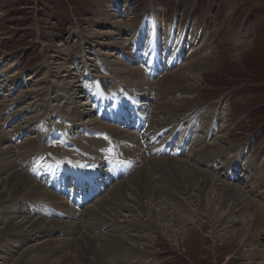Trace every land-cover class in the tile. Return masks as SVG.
Wrapping results in <instances>:
<instances>
[{"label": "rangeland", "instance_id": "rangeland-1", "mask_svg": "<svg viewBox=\"0 0 264 264\" xmlns=\"http://www.w3.org/2000/svg\"><path fill=\"white\" fill-rule=\"evenodd\" d=\"M155 30H157L159 54L169 51L168 59L161 58L162 62L156 63L155 71L158 72V78L147 73L143 63L139 62L141 55L137 54L139 51L147 53L151 50L153 46H148V43L153 39ZM189 48H192L193 52L188 53ZM120 52L125 54L126 59L119 54ZM179 54L183 61L175 66L173 64ZM206 58L213 62H205L202 65L206 67L204 69L198 68L199 73L194 78L196 82L187 79L191 84L188 88H184L185 90L179 88L163 92L154 88L156 81L166 74L182 69L189 61L203 62ZM132 69L142 71L141 75H129L128 72ZM92 75L99 81H107L104 88L107 96L117 92L118 94L107 98L103 105L96 92L91 90L90 94H93V97H89L85 88L86 83L93 78ZM143 80L151 82L150 85L143 83ZM124 90L127 91L124 102L111 105L115 98H123L121 93ZM87 91L90 92V89ZM180 95L195 99L197 105L190 109L192 112L189 110L182 115L172 114L170 119L173 120L171 119L169 123L164 124L161 121L163 125L156 124L158 119H162L165 115L158 112V104L171 101ZM105 107L108 112L107 119L103 117ZM146 109L149 114L145 119L146 130L151 132L147 133V139H145L147 134L143 136L145 139L143 145L154 148L145 149L148 152L147 157H162L158 156L157 152L155 155L150 154L157 149L150 145V142L162 134L163 128V132L165 130L167 132L162 138L172 140V144L166 147L168 154L182 144L185 147L180 157L177 155L163 157L188 162L193 159L194 161L191 162L196 166L210 172L212 170L211 173L219 179L241 187L250 197L264 204V0H0V132L3 135L5 132L7 134L6 137V134L4 135L5 140L0 141V149H4L7 145L11 146V159L18 165L16 168L25 174L34 169L32 165L41 161L35 159L33 163L32 157L35 154L49 161L61 160L71 163L70 159L79 160L67 166H75L83 162L89 165L96 163L99 167L98 171L106 170L104 160L112 163L119 154L127 159L130 170L125 176L113 180L100 194L95 195L92 201L84 203L79 211L72 206L71 211L75 212L76 219L77 217L80 220L85 219L86 216L82 215L84 212L87 213L86 215L89 214V217L90 214H94L93 216L102 218L103 221L99 220L87 226L89 235L95 233L103 238H109L105 236L137 233L135 230H139L135 226L124 227L123 223L126 224L131 218L129 213L122 209L121 214L113 218H110L112 214L106 216L96 213L95 215L92 210L99 204L107 203L113 191L111 188L117 184L116 181L131 177V173L138 168H136L137 160L125 153L121 146L123 142L110 130L114 128L127 131L126 133L131 132L130 134L135 135L137 145L139 144L138 146L143 150L135 130L131 127L119 126L113 120L120 118L119 115L124 110L132 111L133 114H142ZM111 112L116 114L112 116ZM8 118L10 120L6 122ZM88 120L91 124H88ZM83 127L89 131L84 133L81 130ZM158 129V135H152ZM13 133H17L14 136H19L14 142L11 140ZM49 133L56 138L53 141L58 143L47 144L46 140H43ZM224 135L225 139L221 141ZM86 137L98 141L95 148L84 141ZM219 141H221L219 150L208 155L195 154L202 145L207 146ZM129 143L125 141L124 147H130L132 143ZM164 143L167 144V140ZM74 145L78 149L74 148ZM209 150L212 152V147H209ZM145 151L143 150L144 153ZM27 162L33 163L30 169L25 167L24 163ZM159 163L158 165L163 164ZM146 164L152 172L154 167ZM230 167L235 171L229 178ZM37 172L41 173L40 176L36 178L32 175L31 180L41 189L52 191L58 198L57 201L61 202L60 199L64 201L62 196V198L57 196L60 194L59 190L43 185L44 180H47V174L42 169H37ZM160 172L161 170H154L148 175L135 173L136 177L131 181V190L123 191L126 200L119 197L113 200L117 201L113 203L121 206L124 203L137 206L135 201H143L146 207L150 205L149 208L153 209L157 216L156 210L161 208L155 203L148 205L151 200L145 202L151 198L147 194L149 189L146 187L150 186L149 178L153 180L165 178L164 181L187 187V179L191 177L189 174L180 176L169 175L167 171ZM2 173L0 172V175ZM103 173L100 172L101 175ZM94 176L96 175L93 174L92 177ZM54 177L53 185L75 187L76 180L72 175L56 174ZM198 180L190 183L189 192L180 193L176 187L166 188L164 183L161 185L167 189L164 191L166 189L161 188L165 193L160 195L161 199L166 198L167 195L182 198L179 200L182 204L179 207L185 208L183 213L190 217L189 221L181 224L182 228L178 229L177 225L173 224L174 221L169 219L159 221L153 219L150 214L145 217L144 214L137 216L141 219L140 223L151 221V226L158 224L157 228H151L154 231L153 238L150 239L153 249L151 254L128 252L126 250L128 248H123L124 251H121L122 247L119 243L110 250L107 248V242L106 246L103 245L104 249L101 247L103 253V250H96L93 239H91L92 243L89 242L90 239L83 241L86 246L83 244L82 247L80 245L76 247L74 241L79 233L81 235V231L68 234L67 229L70 227L68 224L62 227L51 223L49 224L51 228L48 229L49 237L43 232L38 235L34 233L25 235L26 237L23 240L19 239L20 243H18L15 242L17 240V237H14L15 233L11 234L13 230H5L1 223L0 231L3 232V236L10 238L9 249H12L11 257L3 264H37L31 262L37 261L38 256L44 258L42 264H144L137 261L147 256L152 257V262L149 264H264V257L260 255L264 249V227L256 226V229H252L255 218L253 220L250 218L255 215L247 210H245L247 212L233 211L231 217L227 216L233 219L231 222H226L229 223L226 229L229 233L223 235L220 229L226 224L224 216L229 211L230 203L226 204L222 196L214 195L215 203H220V206L216 205L211 209V213L204 216L202 212L205 208L210 210L209 206L200 205L204 207L202 209L190 204L193 198L202 201V197L197 194H202L206 183H202L201 179ZM10 187L14 188L11 183ZM140 190L144 194L142 191L140 193ZM5 194L0 195V202L3 201ZM91 194L87 195L91 196ZM32 200L11 198L9 212L15 210L16 214H13L18 221L21 219L19 216L26 213L25 208L29 205L31 215L37 210L39 216H47V219L54 217L55 220L71 222L70 217L59 211L60 202L54 203L53 200L49 199V201L45 198ZM117 205L116 207L120 209ZM49 207L61 212L62 216H53ZM175 207L174 204H170L168 213L173 211L177 214L180 209L176 207V210ZM140 208L142 209V206ZM222 209L225 212L222 222L213 226L211 220L215 219ZM136 212L141 213L139 208H136ZM91 225L96 228H89ZM162 227L169 229L164 231ZM213 229L216 232L214 238L210 237ZM234 230H238L236 234H233ZM258 232L262 233L261 237ZM47 239L50 245L45 244L43 245L45 248L39 249L37 244ZM29 248L36 251L30 261H26L28 251H33ZM77 248L78 251H74ZM4 249L6 248L2 249L0 246V251Z\"/></svg>", "mask_w": 264, "mask_h": 264}, {"label": "bare ground", "instance_id": "bare-ground-1", "mask_svg": "<svg viewBox=\"0 0 264 264\" xmlns=\"http://www.w3.org/2000/svg\"><path fill=\"white\" fill-rule=\"evenodd\" d=\"M108 16V15H107ZM119 28V27H118ZM120 33V32H119ZM193 52L192 51V48H189V51L188 53H191ZM186 58V57H185ZM205 62H209V63H212L213 61H210L209 58H206V60H204L203 62H199V61H189L186 63V65L182 68V69H179L177 71H173L169 74H166L163 78H160L156 81V84L154 86V88L158 91H165V90H175V89H186L190 86V82L189 80L191 81H194V78L196 77V74L199 73L198 71V68L200 67H203L202 69H204L205 66H202ZM208 65V64H207ZM213 65V64H212ZM65 66V65H64ZM176 66V65H175ZM60 67V66H59ZM206 68V67H205ZM69 69V68H68ZM67 69V70H68ZM126 69V68H125ZM129 69V68H128ZM65 70V69H64ZM125 71V70H124ZM123 71V72H124ZM129 71V70H128ZM172 71V70H171ZM142 72V71H141ZM141 72L139 70H130L128 73L129 75L132 74V75H135L137 74V76H140L141 75ZM169 72V71H168ZM144 74V72H143ZM131 78V77H130ZM189 79V80H187ZM129 80V79H128ZM139 81V80H137ZM145 82L150 85L151 82H149L148 80H145ZM144 80H143V83H145ZM67 84V83H66ZM153 84V85H154ZM143 85V84H142ZM194 85V84H192ZM191 85V86H192ZM146 86V85H145ZM152 86V84H151ZM143 87V86H142ZM152 88V87H151ZM184 89V90H185ZM194 89V88H193ZM19 97V96H18ZM167 98V97H166ZM123 99V98H122ZM167 100V99H165ZM171 100V99H170ZM39 103V102H38ZM9 104V103H8ZM40 104V103H39ZM84 103H82V106H83ZM87 105V104H86ZM196 101L195 99H193V97H190V96H185V95H180L178 98H174L173 100L169 101H163V102H160V104H158V108H159V113L162 114V113H165V115H168V116H165L163 115L162 119L159 118L158 119V122L156 124H161V121L164 123V124H167L171 121L170 119V116L172 114H178V115H182L184 113H186L187 111H189L192 107L196 106ZM4 106V104H3ZM43 106H45L43 104ZM2 108V107H1ZM74 108V107H73ZM152 110V109H151ZM158 110V109H157ZM156 110V111H157ZM80 111V110H79ZM83 111V110H82ZM191 111V110H190ZM121 112V111H120ZM154 113H156L154 110H153ZM192 112V111H191ZM76 113V112H75ZM189 113V112H188ZM119 114V113H118ZM153 114V113H152ZM78 115V114H77ZM149 115V114H148ZM186 115V114H185ZM155 119V118H154ZM10 120V118H8L6 120V122H8ZM90 120V119H89ZM88 120V122H89ZM153 120V119H152ZM151 120V121H152ZM173 120V119H172ZM175 120V119H174ZM95 122V121H94ZM92 122V123H94ZM88 124H91L90 122ZM94 125V124H93ZM100 125V124H98ZM102 125V124H101ZM160 125V126H161ZM104 126V125H103ZM109 126V125H108ZM158 126V127H160ZM101 127V126H100ZM105 128V127H104ZM155 128H156V125H155ZM159 130V129H158ZM109 131V130H108ZM112 132V134L119 140H121L123 143H121L122 145V148H124V151L125 153L130 156V158L134 157L136 160H137V163H136V168H137V171L135 170L133 173H131V177L128 176L127 179H120L118 182L116 181V185H114L112 188H111V191H112V194H111V198L107 201L106 204H97L98 206L96 208H93L92 212L97 213L98 214H101L102 215H110L112 214V216H110V218H113L114 216H117L119 214H121L120 210L122 209L123 211L125 212H128L129 213V217L131 218V220L129 221H126L127 223L123 225H125L124 227H137L139 230H135V232L137 231V233H131L130 234H120L118 236H110V235H106L105 237H109V238H103L101 237V235H97L95 233H91V235H89L87 233V226L89 224H92V223H96V221H99V220H102L101 217H98V216H93L92 214H90V217H89V214L86 215L87 213H83L82 215H85L86 218L85 219H82L80 220V218L75 217V212H72L71 211V208H72V205H70L69 203H66L65 199L64 201L61 200L60 201H57V197L54 196L53 192L51 191H45L43 189H41L37 183H35L34 181H32L31 177L30 176H37L36 174V171L35 169H33L32 171H30L28 174L24 173L23 171L19 170L16 168V166H18L17 164H14L15 162H13V160L11 159V150H10V147L9 145H7L6 147H4V149H0V172H3L1 175H0V195L1 194H4L6 193L7 196L3 195L4 198H3V201L0 202V224L2 223L4 225V229L5 230H10L12 229L13 233L14 234V237L17 239L15 240L19 242V239L20 240H23L26 236L25 235H33L34 233L35 234H40V233H45L46 236L49 237V233H48V229H50L51 227H49V224H55V226H70L68 229H67V233L68 234H72V233H75L76 231L80 232L81 231V235L79 233L78 237L76 236V240L74 241L76 247H82L83 244H85V241L87 239H93V245L96 246V250H99V251H102L104 249V246H106V244L108 243V246L107 245V248H109L111 250V248L115 247L114 245L115 244H121L120 245H117V246H120L122 247L121 251H124L123 248H128L126 249L128 252L131 251V252H143V253H153V249H152V241L150 240L151 238H153V232L152 229L153 228H157L158 227V224H153L151 226V221H147L144 222V223H140L141 219H139L137 216H139L140 214H144V217L145 215H148L150 214L151 217L156 220H159V221H166L167 219H169V221H174L173 224H176L179 228H182L181 227V224L184 223L185 221H189L190 217L188 218V215L183 213V211H185V208H180L181 207V203H179V200L182 199V198H177V196H174V195H167L166 198L169 200H167L166 198H162L160 197V195H165V193L163 192L162 189H166L167 186H170V187H176L178 188L177 191H183V192H186L188 191V188L189 186H191L190 183H192V181L195 183L196 180L198 179H201L202 180V183L205 182L206 183V187L204 190H202V194H197L198 196L202 197V201L200 199H196V198H193V200H189L190 204L192 203V205H197L199 208H204L206 205L207 207L209 206L210 210H205L202 212V214L204 216H206L207 214L211 213V209L214 208L216 205H219L220 203H215L216 202V199H214V195H218L217 197L222 196V198L225 200L226 204L229 202V211L227 212V214L225 215V212L223 211L224 209H222V212H220L219 214L217 213V216L215 219H212L211 222L213 223V226L214 225H218L220 222H222L221 220H223V218L225 217L226 221L224 223H226L227 221L228 222H231L233 221L232 218H228V217H231L232 214H233V211L234 212H241V211H251L255 216L252 215V217L250 218V220L254 219V222L252 224L253 228L252 229H256V226H260V227H264V204H262V201H258V199L256 198H252L249 196V194L246 192V190L244 191L241 187H237L235 186L234 184L232 183H227L226 181H223L221 180V178L219 179L215 174H212L211 172H213L211 170L208 171L206 169H203L201 167H198L196 166L194 163H192L191 161H194L193 159L191 161H185V160H176L175 158H171L169 159L168 157H158V158H155V157H147V155L143 152V150L137 145L135 139H134V136L133 134H130V133H126L124 131H119V130H116V129H112L110 130ZM6 134V132H5ZM4 134V135H5ZM4 135L3 133L0 132V141L2 140H5L4 138ZM7 136V134L5 135V137ZM9 138V136H8ZM14 138V135L11 136V139ZM113 139V138H112ZM225 139V135L222 136L221 138V141H223ZM211 140V139H210ZM83 141V140H82ZM84 141H86V143L88 144H92L95 148L96 144L98 143L97 140H93V138H90V137H86L84 139ZM125 141L127 142H130L129 144H131L130 147L126 148L124 147L125 146ZM213 142L212 144L208 145L207 146H201L196 152L195 154L197 156H201V155H208V154H211L213 153L214 151L216 150H219V148L221 147L219 144L220 142ZM171 142L168 141L167 144H170ZM203 144V142H201ZM200 143V144H201ZM27 145V144H26ZM89 146V145H88ZM129 146V145H128ZM219 146V147H218ZM13 147V146H12ZM209 147H212V152H210L209 150ZM218 147V149L216 148ZM126 148V149H125ZM147 150V147L145 148ZM122 150V149H121ZM150 150V149H149ZM88 152V151H87ZM117 152V151H116ZM147 152V151H146ZM119 153V152H118ZM148 153V152H147ZM193 155V154H192ZM189 156V154H188ZM215 156V155H213ZM190 157V156H189ZM188 159V157H187ZM133 160V159H131ZM162 162L163 164H160ZM148 165H152L154 167V170L156 171H160V173H163L165 171H167L169 173V175H183V174H189L191 177H189L190 179H187V181L185 180V182L187 183V187L185 186H182L181 185H177L176 183H170L169 181L166 182L164 181L165 178H162L160 180H153V178H149L150 179V183H148L150 186H146L148 187L147 189H149L147 192L148 196H150L151 198L149 200H144L145 202H149L151 200V202L148 203L152 205V203H155V205H157V207L159 206L161 209L158 208V210H156L158 212L157 216H155L156 214H154V210L153 209H150L149 206H145L146 204H144L143 201H135L134 203L137 205H130L129 204H125L123 206L121 205H117L118 207H120V209H118L116 207V205L114 203H116L115 200L116 198H124V195H123V191H128V190H131L130 186L132 185V179H134L136 176H135V173L136 175L137 174H141V173H146V175L148 174H151L153 173V171H149V168L147 167V164ZM158 163L160 165H158ZM19 164V163H18ZM22 165V164H21ZM158 165V166H157ZM140 166V167H139ZM157 166V167H155ZM161 166V167H159ZM22 167V166H21ZM153 169V168H152ZM215 172V171H214ZM3 174H5L3 176ZM159 174V173H158ZM153 175V174H152ZM161 175V174H160ZM151 176V175H149ZM156 176V175H154ZM152 176V177H154ZM159 176V175H158ZM164 176V174H163ZM138 177V176H137ZM157 177V176H156ZM155 177V178H156ZM161 177V176H160ZM141 178H143L141 176ZM145 178V177H144ZM248 177H246L247 179ZM90 180V177L88 178ZM87 179V180H88ZM139 179V178H138ZM172 179V177H171ZM180 179V178H179ZM148 180V179H147ZM153 180V181H152ZM178 180V179H177ZM156 183H155V182ZM199 181V180H198ZM139 182V181H138ZM154 182V183H153ZM10 183H11V186L13 185L14 188L10 187ZM136 183V182H135ZM164 183V187L166 188H163V185ZM180 183V182H179ZM261 183V182H260ZM121 184V185H120ZM139 184V183H138ZM40 185V184H39ZM136 185V184H135ZM194 185V184H193ZM134 186V185H133ZM132 187V186H131ZM143 188V183H142V186ZM141 188V189H142ZM145 188V187H144ZM162 188V189H161ZM256 188V187H255ZM190 189V188H189ZM136 190V189H134ZM159 190V191H158ZM173 190V189H171ZM175 190V188H174ZM173 190V192H175ZM137 191V190H136ZM142 190H140V193H141ZM164 191H167L164 190ZM196 191V190H195ZM169 192V191H168ZM189 192V191H188ZM193 192V191H192ZM197 192V191H196ZM195 192V193H196ZM60 193V192H59ZM146 193V192H145ZM150 193V195H149ZM142 194L143 191H142ZM171 194V193H170ZM177 194V192H176ZM57 195V194H55ZM187 195V194H186ZM194 195V194H192ZM264 195V194H263ZM2 196V197H3ZM58 197L60 196V198H62V194L60 193V195H57ZM143 196V195H142ZM158 196V197H157ZM182 196V195H181ZM185 196V195H184ZM183 196V197H184ZM56 197V198H55ZM95 197V196H94ZM94 197H92L90 200L92 201L94 199ZM133 198V196H131ZM135 197V196H134ZM144 197V196H143ZM145 197H146V194H145ZM156 197V198H155ZM164 197V196H163ZM189 197V196H188ZM260 197V196H258ZM13 199V198H22V199H26V200H32V199H38V198H45L46 199H51L54 201V203H58L60 202V210L59 211H63L64 214L66 215V217H70L72 220H69L71 222H67V221H63V220H55L54 217H51V219H47L48 217H44V216H39V212L36 210V212L32 213L33 215H31V208L29 207V205H27V207L25 208V212L24 215H21V217L19 216V218H21L20 220H16L18 219L16 217V212L15 210L13 211H10L9 212V206H10V199ZM103 198V197H102ZM153 198V199H152ZM160 198V200H159ZM191 198V196H190ZM221 198V197H220ZM97 199V198H96ZM101 199V198H100ZM125 199V198H124ZM134 199V198H133ZM146 199V198H144ZM148 199V198H147ZM19 200V199H18ZM21 200V199H20ZM19 200V201H20ZM121 200V199H120ZM126 200V199H125ZM138 200V199H137ZM187 200V199H186ZM185 200V201H186ZM260 200V199H259ZM33 201V200H32ZM50 201V200H49ZM97 201V200H96ZM123 201V199H122ZM132 201V200H131ZM183 201V200H182ZM222 201V200H221ZM220 201V202H221ZM18 202V201H17ZM52 202V201H51ZM69 202V201H67ZM98 202V201H97ZM114 202V203H113ZM188 202V203H189ZM224 202V203H225ZM121 203V202H120ZM129 203V202H128ZM184 204V202H182ZM187 203V204H188ZM30 204V203H29ZM114 204V205H113ZM170 204H174L176 207H179L180 211L177 213V214H174L173 211L172 213H168V207L170 206ZM181 204V205H180ZM223 204V203H222ZM14 205V204H13ZM16 205V204H15ZM105 205V206H104ZM139 205V206H138ZM190 205V206H192ZM200 205H203L202 207ZM71 206V207H70ZM92 206V205H91ZM94 206V205H93ZM96 206V205H95ZM142 206V209L140 208ZM220 206V205H219ZM225 206V205H224ZM74 207V206H73ZM175 207V208H176ZM15 208V207H14ZM136 208H139V211L141 213H138L136 212ZM222 208V206H221ZM20 209V208H19ZM85 209V208H84ZM90 209V208H89ZM118 209V210H116ZM189 209V208H188ZM220 209V208H219ZM22 210V209H21ZM177 210V208H176ZM217 210V209H216ZM33 211V210H32ZM83 211V210H82ZM195 211V210H194ZM245 211V212H247ZM21 212V211H20ZM91 212V213H92ZM250 212V213H251ZM15 213V214H13ZM104 213V214H103ZM132 213V215H131ZM187 213V211H186ZM216 213V212H215ZM251 213V214H252ZM73 214V215H72ZM190 214V213H189ZM7 215V216H6ZM37 215V216H35ZM43 215V214H42ZM47 215V214H46ZM223 215H225L223 217ZM128 216V215H127ZM142 216V215H141ZM140 216V217H141ZM228 216V217H227ZM137 217V218H135ZM213 217V216H212ZM219 217H221L222 219H219ZM107 218V217H106ZM150 218V216H149ZM211 218V217H210ZM248 218V217H247ZM224 219V220H225ZM235 221H236V218H234ZM91 220V221H89ZM111 220V219H110ZM118 220V218L116 219ZM115 220V222H116ZM103 221V220H102ZM146 221V220H144ZM234 221V222H235ZM110 221L108 220V223ZM122 222V221H121ZM134 222V223H133ZM153 222V221H152ZM114 223V222H113ZM132 223V224H131ZM137 223V225H136ZM139 223V224H138ZM164 223V222H163ZM168 223V222H166ZM251 223V222H250ZM98 224V223H97ZM120 224V223H119ZM142 224V225H141ZM223 224V223H222ZM114 225V224H113ZM139 225V226H138ZM225 225V226H224ZM222 226V228L220 229V231H223V235H225L227 233H229V230H226L229 223H226ZM109 226V224H108ZM111 226V225H110ZM251 226V225H250ZM101 227V226H100ZM165 227V226H164ZM162 227V229L165 231V230H168L169 228H164ZM243 227V226H242ZM58 228V227H57ZM89 228H96L95 226L91 225L89 226ZM105 228V227H104ZM152 228V229H151ZM212 228V227H211ZM214 228V227H213ZM59 229V228H58ZM113 229H114V226H113ZM118 229V228H117ZM56 230V229H55ZM80 230V231H79ZM97 230V229H96ZM123 230V229H122ZM128 230V229H127ZM226 230V231H225ZM38 231V232H36ZM60 231V230H59ZM100 231V230H99ZM107 231V230H105ZM117 231V230H116ZM236 231L238 230H234V233L233 234H236ZM72 232V233H71ZM93 232V231H92ZM96 232V231H95ZM127 232V231H126ZM213 232V234H212ZM212 232L210 233V237L214 238L215 236L214 233L215 232V229L212 230ZM3 233V232H2ZM0 231V246L1 248L3 249V247H5L6 249L0 251V264H3L6 260H9V258L11 257V250L12 249H9V246H11V241H10V238L8 236H3ZM8 233V232H7ZM50 233H52V230L50 231ZM98 233V232H97ZM101 233V232H100ZM109 233V232H108ZM118 233V232H117ZM123 233V232H122ZM167 233V232H166ZM259 233V232H258ZM9 234V235H11ZM174 234V233H173ZM232 234V235H233ZM238 234V232H237ZM260 234V233H259ZM259 234H256V235H259ZM262 234V233H261ZM261 234H260V237H261ZM264 234V233H263ZM232 235L230 236V238L232 239ZM235 236V235H234ZM13 237V238H14ZM255 237H253L254 239ZM106 239V240H105ZM256 241H258L257 238H255ZM49 239L47 240H44L40 243L37 244L38 248H42L45 246V244H49ZM71 242V241H69ZM92 243V240L89 241ZM107 242V243H106ZM249 243V241H247ZM72 243V242H71ZM6 244V245H4ZM250 244V243H249ZM44 245V246H43ZM50 245V244H49ZM48 245V246H49ZM74 245V244H73ZM87 244H85L86 246ZM91 245V244H90ZM94 246V247H95ZM8 247V248H7ZM65 247V245H64ZM73 247V246H71ZM75 247V246H74ZM101 247H103V249H101ZM248 247V245H247ZM30 248H32V246H30ZM29 250H33V249H30ZM45 248V247H44ZM88 248V247H86ZM92 248V247H91ZM37 249V248H36ZM48 249V248H47ZM9 250V251H8ZM84 250V249H83ZM95 250V251H96ZM35 249L33 251H28L27 253V258H26V261H30L31 257H33L34 253H35ZM74 251H78V248ZM82 251V249H81ZM79 251V252H81ZM92 251V250H90ZM94 251V252H95ZM108 251V250H106ZM75 252V254H77ZM84 252V251H83ZM104 253V250L102 251ZM97 253V252H96ZM102 253V254H103ZM21 254V253H20ZM25 254V253H24ZM43 254V253H42ZM73 254V255H75ZM101 254V255H102ZM251 255V254H250ZM262 257H264V249L262 250V253L260 254ZM23 256V255H22ZM26 256V255H25ZM25 258V257H24ZM38 258L37 261L35 262H31V263H37L39 264L40 261L42 264L43 261H44V258H41V256L39 257H36ZM151 258L152 257H144L142 258L140 261H137V262H140V263H144V264H149L151 263ZM22 259V258H21ZM35 260V259H34ZM24 261V262H26ZM69 262V261H68ZM73 262V261H72ZM26 264V263H25Z\"/></svg>", "mask_w": 264, "mask_h": 264}, {"label": "snow or ice", "instance_id": "snow-or-ice-1", "mask_svg": "<svg viewBox=\"0 0 264 264\" xmlns=\"http://www.w3.org/2000/svg\"><path fill=\"white\" fill-rule=\"evenodd\" d=\"M106 138V137H105Z\"/></svg>", "mask_w": 264, "mask_h": 264}]
</instances>
